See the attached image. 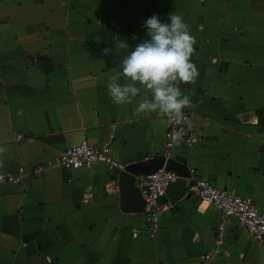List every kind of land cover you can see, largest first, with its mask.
Segmentation results:
<instances>
[{
	"label": "crops",
	"instance_id": "obj_1",
	"mask_svg": "<svg viewBox=\"0 0 264 264\" xmlns=\"http://www.w3.org/2000/svg\"><path fill=\"white\" fill-rule=\"evenodd\" d=\"M169 13L197 40L200 74L181 90L201 136L169 157L192 171L186 184L207 179L264 213V0H0V171L21 178L0 185V264H203L218 212L194 194L161 204L153 236L142 213L118 208L116 172L161 155L164 117L134 115L143 90L113 103L107 84L119 59L102 49L115 52L118 37L131 51L148 38L145 21L170 22ZM82 139L108 143L118 165L54 164ZM220 249L209 264L264 257V242L232 219Z\"/></svg>",
	"mask_w": 264,
	"mask_h": 264
},
{
	"label": "clouds",
	"instance_id": "obj_2",
	"mask_svg": "<svg viewBox=\"0 0 264 264\" xmlns=\"http://www.w3.org/2000/svg\"><path fill=\"white\" fill-rule=\"evenodd\" d=\"M169 20L163 22L157 14L149 17L143 24L148 38L131 51L130 45L118 37L115 52L107 47L102 49V54L113 56V62L119 59L121 69L110 76L107 92L113 103L125 105L132 104L143 90L147 95L138 103L134 115L156 113L166 117L169 125L185 124L191 128L192 123L184 113L191 99L182 92L181 86L195 84L199 77V69L192 59L197 40L181 15L169 13ZM121 51L124 54L118 57ZM17 115H22V110ZM181 139L182 133L177 132L172 136V143L178 146ZM5 151L0 146V166H3Z\"/></svg>",
	"mask_w": 264,
	"mask_h": 264
},
{
	"label": "built area",
	"instance_id": "obj_3",
	"mask_svg": "<svg viewBox=\"0 0 264 264\" xmlns=\"http://www.w3.org/2000/svg\"><path fill=\"white\" fill-rule=\"evenodd\" d=\"M185 118L191 121V111L184 109ZM182 133L181 141L186 146H192L201 141V136L187 125L178 126L169 125L167 118L164 117V132L161 155L164 159L169 157L170 149L173 147L172 136ZM20 138V134L16 135ZM94 163H102L109 167H116L117 161L114 160L108 143L101 146H92L85 139L80 140L75 145L62 149L56 160L55 165L75 170L80 168H89ZM42 166L34 169V174L39 175L42 172ZM190 173L192 171L190 170ZM177 178L174 172L161 168L156 171L139 175L135 180L143 199L142 214L147 222L149 234L153 236L157 229L158 212L162 210V205L157 203V197L164 193L167 185ZM21 181L20 176L11 172L0 171V185L16 184ZM187 192L194 194L201 202L212 206L218 212V221L215 225L214 236L212 238L211 248L201 256L203 264H209L212 255L221 252V245L224 239V224L232 219L243 228L247 236L257 242H264V213L260 212L252 200L238 194L227 192L224 189L215 187L207 179H192L187 184ZM257 264H264V257L260 258Z\"/></svg>",
	"mask_w": 264,
	"mask_h": 264
},
{
	"label": "water",
	"instance_id": "obj_4",
	"mask_svg": "<svg viewBox=\"0 0 264 264\" xmlns=\"http://www.w3.org/2000/svg\"><path fill=\"white\" fill-rule=\"evenodd\" d=\"M162 166L164 169L174 172L177 178L167 185L162 195L157 197V203L174 204L180 198L187 196L186 179L190 177V173L183 161L171 157L164 159L162 155L145 157L140 162L123 165L115 174L118 188V208L121 211L142 213L143 199L135 185L136 176L150 174Z\"/></svg>",
	"mask_w": 264,
	"mask_h": 264
}]
</instances>
